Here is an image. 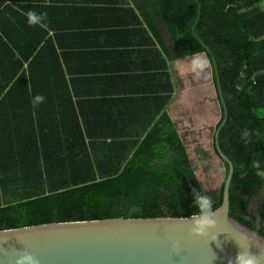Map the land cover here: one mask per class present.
I'll return each instance as SVG.
<instances>
[{
  "label": "trees",
  "instance_id": "obj_1",
  "mask_svg": "<svg viewBox=\"0 0 264 264\" xmlns=\"http://www.w3.org/2000/svg\"><path fill=\"white\" fill-rule=\"evenodd\" d=\"M20 1L10 0L12 6L0 0V229L111 217H186L198 211L193 188L211 196L215 209L225 178L217 196L202 187L165 113L142 143L87 142L91 136L76 118L72 130L60 126L38 74L37 59L49 56L39 47L44 29L29 23V10ZM142 1L154 26L159 22L167 30L170 56L204 51L191 31L194 0ZM197 1L195 32L215 58L227 111L219 146L236 165L229 214L264 238V179L252 168L253 160L264 166V0ZM33 52L27 76L23 61ZM244 129L259 135L246 144ZM225 170L226 175L227 164Z\"/></svg>",
  "mask_w": 264,
  "mask_h": 264
},
{
  "label": "crops",
  "instance_id": "obj_2",
  "mask_svg": "<svg viewBox=\"0 0 264 264\" xmlns=\"http://www.w3.org/2000/svg\"><path fill=\"white\" fill-rule=\"evenodd\" d=\"M20 5L46 13L36 21L44 29L39 47L49 54L37 59L38 74L46 83L42 95L66 123L60 126L72 130L76 118L91 136L87 142L142 143L165 113L190 160L194 145L202 146L199 157L209 144L214 150L221 105L213 69L193 62L197 53L210 60L203 51L170 56L169 34L149 20L142 0H21ZM34 34L25 36L30 40ZM33 54L23 61L27 76Z\"/></svg>",
  "mask_w": 264,
  "mask_h": 264
},
{
  "label": "water",
  "instance_id": "obj_3",
  "mask_svg": "<svg viewBox=\"0 0 264 264\" xmlns=\"http://www.w3.org/2000/svg\"><path fill=\"white\" fill-rule=\"evenodd\" d=\"M194 1L197 15L191 31L210 60L221 105V121L214 131L213 143L225 179L221 203L214 209L218 211L216 227L207 235L194 236L190 234V215L70 220L0 229V264H15L23 251L33 254L38 264H235L241 251L239 244L255 256L264 251V238L229 214L232 162L218 141L227 111L215 58L195 32L200 3Z\"/></svg>",
  "mask_w": 264,
  "mask_h": 264
},
{
  "label": "clouds",
  "instance_id": "obj_4",
  "mask_svg": "<svg viewBox=\"0 0 264 264\" xmlns=\"http://www.w3.org/2000/svg\"><path fill=\"white\" fill-rule=\"evenodd\" d=\"M29 23H35L38 19L46 16V13L37 14L34 11H29L27 14ZM196 59L193 61L200 68H207L210 62L206 58H202L201 54L197 53ZM43 97L37 96L36 100L40 101ZM253 135L258 136L259 132L249 129H244L242 131V138L244 143H250ZM241 167H243L241 165ZM229 168L231 171H235L236 165L230 163ZM252 168L255 170L254 174L261 179H264V166L258 160L252 161ZM242 177L247 175V172L241 173ZM192 205L198 209L196 214L189 217L190 222V234L194 236H204L207 235L209 229L216 227L218 211L213 208V199L206 193H202L199 189H192ZM216 240V238L214 239ZM239 244V242H238ZM241 249L240 252L235 257V264H264V251L261 252L259 256L252 255L248 252V248H244L239 244ZM173 251H176L175 246H173ZM15 264H38L37 258L30 252H21L16 260ZM229 264H232L230 261Z\"/></svg>",
  "mask_w": 264,
  "mask_h": 264
},
{
  "label": "rangeland",
  "instance_id": "obj_5",
  "mask_svg": "<svg viewBox=\"0 0 264 264\" xmlns=\"http://www.w3.org/2000/svg\"><path fill=\"white\" fill-rule=\"evenodd\" d=\"M194 146L195 157L191 161L194 164L195 175L205 190H211L217 196L224 179V170L219 168L221 166V160L215 154L211 144L208 145V148L206 147L205 154L201 153L200 157L198 150L202 149V146ZM200 159H203L204 162H200Z\"/></svg>",
  "mask_w": 264,
  "mask_h": 264
},
{
  "label": "flooded vegetation",
  "instance_id": "obj_6",
  "mask_svg": "<svg viewBox=\"0 0 264 264\" xmlns=\"http://www.w3.org/2000/svg\"><path fill=\"white\" fill-rule=\"evenodd\" d=\"M215 152V151H214ZM202 162V161H201Z\"/></svg>",
  "mask_w": 264,
  "mask_h": 264
}]
</instances>
